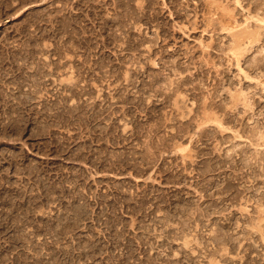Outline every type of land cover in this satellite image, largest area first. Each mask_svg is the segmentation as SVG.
Instances as JSON below:
<instances>
[{
  "label": "rangeland",
  "instance_id": "374dc122",
  "mask_svg": "<svg viewBox=\"0 0 264 264\" xmlns=\"http://www.w3.org/2000/svg\"><path fill=\"white\" fill-rule=\"evenodd\" d=\"M208 1L0 0V264H264V0Z\"/></svg>",
  "mask_w": 264,
  "mask_h": 264
},
{
  "label": "bare ground",
  "instance_id": "6f19581e",
  "mask_svg": "<svg viewBox=\"0 0 264 264\" xmlns=\"http://www.w3.org/2000/svg\"><path fill=\"white\" fill-rule=\"evenodd\" d=\"M242 1L243 0H235V7L236 6H243L242 4ZM246 1V3L248 2L250 5H252L254 7V9H258L259 7L255 6V3L254 2H251L250 0H244V2ZM211 2L208 1V0H203V5L204 7L205 6H208ZM212 4V3H211ZM213 5V4H212ZM217 5V4H216ZM257 5V4H256ZM219 7V6H218ZM210 8V7H209ZM243 8V7H242ZM236 9V8H235ZM261 9V8H260ZM229 14V12H226ZM225 13V14H226ZM227 14V15H228ZM229 16V15H228ZM233 16V15H232ZM233 19V20H232ZM222 26L220 28V30H222L223 32L227 31L229 34V37H231L232 39V48L235 49L232 53L231 56H234V60L239 64V62L241 61L240 58L243 57V59L245 60L244 62H246L245 64L247 65V68L248 70H257V69H264V53H262L263 51H258L259 53V56H256L253 61L250 60L247 61V54L250 53V51H253V48L255 47L256 48V43H258L261 39V35L262 33L264 32V26L263 25H259L257 26V29L254 30V31H246L245 28H248V25L246 27H244V30H241L240 31H237L236 32H233L232 30L233 29H236V28H233L232 27H228L230 26L231 22H233L235 19L234 17H226V15H222ZM229 22V25H225V22ZM258 22L260 23H263L264 24V20H257ZM235 24V23H234ZM257 25V24H256ZM211 26V25H210ZM226 26V27H225ZM225 27V28H224ZM214 31H217L219 29V27H216L215 28H212ZM221 31V32H222ZM226 35V34H225ZM230 39V38H229ZM262 40V39H261ZM262 42L264 43V40H262ZM261 42V44H262ZM258 46V45H257ZM222 48V47H221ZM230 48V47H229ZM232 48H230V50H232ZM254 48V50H255ZM264 48V47H263ZM212 49V48H210ZM213 50V49H212ZM216 52L219 51V47L215 48ZM206 56H210L211 52H209L207 50V52L205 53ZM246 57V58H245ZM209 58V57H208ZM231 58V59H232ZM218 74L222 73L223 71L222 70H217ZM224 74V73H223Z\"/></svg>",
  "mask_w": 264,
  "mask_h": 264
}]
</instances>
